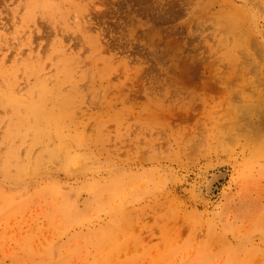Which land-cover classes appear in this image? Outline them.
Wrapping results in <instances>:
<instances>
[{"label": "rangeland", "instance_id": "1", "mask_svg": "<svg viewBox=\"0 0 264 264\" xmlns=\"http://www.w3.org/2000/svg\"><path fill=\"white\" fill-rule=\"evenodd\" d=\"M0 264H264V0H0Z\"/></svg>", "mask_w": 264, "mask_h": 264}, {"label": "bare ground", "instance_id": "2", "mask_svg": "<svg viewBox=\"0 0 264 264\" xmlns=\"http://www.w3.org/2000/svg\"><path fill=\"white\" fill-rule=\"evenodd\" d=\"M226 27V26H225ZM224 30V29H223ZM238 30H239V28H238ZM237 31V30H236ZM240 32H241V34H240ZM239 34H240V37H242L243 35V37H244V39H246L247 38V35L246 34H244V32L242 33V31L241 30H239ZM249 37V36H248ZM247 40H248V38H247ZM245 43V42H244ZM249 46V45H248ZM208 48V47H207ZM240 50V49H239ZM247 50V49H246ZM250 51V50H249ZM242 52H244L245 53V55L247 56V57H245V56H243V58L241 57H237V61H238V63L241 65L240 66V68L241 69H245L244 67L246 66V62L249 60V61H252L251 63L253 64L254 62H253V54L250 56H248L247 54H246V52L243 50ZM242 54V53H241ZM215 55V54H214ZM210 57V56H209ZM194 59V58H193ZM201 58H199V59H196V60H200ZM203 59V58H202ZM235 59V58H234ZM195 60V59H194ZM212 60H214L213 58H212ZM212 60H210V62L212 61ZM201 61V60H200ZM203 62V61H202ZM198 63H200V62H198ZM206 63V62H205ZM204 63V64H205ZM213 63H215V62H213ZM234 63H235V61H234ZM247 63H249V62H247ZM256 63V62H255ZM196 64H197V62H196ZM207 64V63H206ZM210 64V63H209ZM208 64V65H209ZM212 64V63H211ZM238 64V65H239ZM200 65V64H199ZM207 65V66H208ZM218 65V64H217ZM196 66H198V65H196ZM223 66V65H222ZM225 66V65H224ZM192 67H194V66H192ZM247 67V66H246ZM202 68V67H201ZM195 69V68H194ZM198 69V68H197ZM208 69H209V67H208ZM196 71V70H195ZM255 71V70H254ZM192 72H194V71H192ZM210 72V71H209ZM220 72H222V71H220ZM241 72H242V70H241ZM202 73V72H201ZM211 73V72H210ZM197 75L198 74H200V72L198 71V73H196ZM198 76H201V74L200 75H198ZM210 76H212V75H210ZM208 77V79L209 78H211V77ZM205 77V76H204ZM191 78V77H190ZM214 79V78H213ZM216 80V79H215ZM215 80H214V82H215ZM218 82V81H217ZM224 82V81H223ZM218 85V84H217ZM197 86V85H196ZM195 86V87H196ZM199 86V85H198ZM204 87H205V89H207V90H210V91H212V92H218L219 90H216V88H217V86H216V84H213L212 83V80L211 81H209V82H207L206 84H204ZM226 88V87H225ZM218 89V88H217ZM222 90H220V92H221ZM219 93V92H218ZM204 94V93H203ZM229 95V94H228ZM199 100V99H198ZM207 98H203V99H201V103L203 104V105H205V104H207ZM199 102V101H198ZM196 104V103H195ZM194 104V105H195ZM32 107V106H31ZM195 107H196V105H195Z\"/></svg>", "mask_w": 264, "mask_h": 264}]
</instances>
